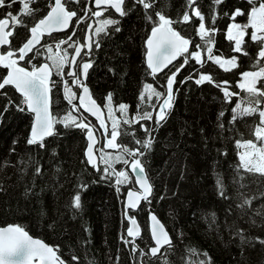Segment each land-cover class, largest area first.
<instances>
[{"label": "trees", "instance_id": "trees-1", "mask_svg": "<svg viewBox=\"0 0 264 264\" xmlns=\"http://www.w3.org/2000/svg\"><path fill=\"white\" fill-rule=\"evenodd\" d=\"M133 0H125V16L117 15L112 9H104L99 18L93 17L95 9L93 1L80 0L79 4L68 5L69 10L77 12L76 20L67 33L45 37L39 55L29 62L28 57L21 65L32 71L48 63L51 67L50 55L63 57L67 51V60L71 61L74 48L68 43L55 47L59 40H66L73 32L69 43L83 44L91 23L92 53L85 55L81 61L91 62L86 85L93 100L103 109L110 136L113 121L117 122L120 135L116 144L130 150L141 148L135 143L148 139L147 133L141 130L146 126L151 133L150 148H141L144 155L139 156L146 169L152 186V196L137 212H131L142 228V235L133 253L127 249L121 236L127 237L129 223L125 220L124 200L127 192L135 188V181L130 175L129 166L122 161L113 163L117 171H126L128 180L122 184L115 183L117 177L103 178L105 168L100 161L96 168L87 163L88 147L87 131L75 127L72 121L55 123V133L42 142L28 144L33 123L32 114L25 110H17L16 105L22 103V96L12 87L0 89V228L8 225L23 227L34 237L43 240L53 248L58 247V256L65 264H264V176L259 173H248L238 167L239 147L237 142L244 143L255 140L254 127L259 122L258 113L236 116V106L246 104L247 93L239 88L241 74L247 71H258L264 66V59L257 60L258 45L250 42L253 33L249 28L244 37L242 49L248 56L233 51L235 41L227 39V30L233 21L244 24L249 19L251 5L247 0H223L216 5L213 0H196V5L204 15L205 26L215 27L212 45L213 56L221 59L237 58V66L225 71L220 65L207 59L202 67L194 60L182 68L176 76L173 105L164 121L156 123L163 96L157 98L155 91L166 93L167 76L174 70L171 67L159 76L150 75L146 65V40L153 22L146 18L142 5L131 8ZM258 5L259 0H256ZM54 6V0H34L30 9L35 10L36 19L32 20L22 12L20 2L13 3L10 8H0V18L6 12H20V19L33 26L40 18H44ZM86 8L91 11L85 16ZM236 9L245 15L229 17ZM155 11L173 20H178L188 12L190 21L174 24L175 29L185 38L191 40L189 52L200 41L197 26L200 23L187 6V0H156L153 8V21L158 17ZM227 13L228 15H225ZM215 15V25L211 18ZM84 16L83 22L77 23ZM106 18L119 20L116 25H106L97 33ZM10 19V18H9ZM119 27L120 31L113 29ZM30 37L27 28L16 25L11 44L6 50H14ZM99 42V48L96 47ZM47 45L53 46V52L47 51ZM187 55V54H185ZM18 57V55L16 56ZM184 60L175 65H180ZM55 86L52 89V116L57 121L72 112L77 117L76 123L84 119L94 128L96 122L80 111H72L65 99L71 92L76 93L73 103L79 107V95L82 88L72 84L67 75L69 63L63 68L64 79L69 82L71 90L66 92L61 78L57 76L55 67H51ZM201 74L211 75L215 83L195 80ZM6 71L0 68V77ZM192 79H188L189 76ZM183 81V82H182ZM223 81L226 85L217 87ZM152 85V88L146 87ZM264 79L259 80L260 88ZM239 93L230 100L224 96L223 89ZM112 94V120L108 119L107 95ZM144 100L139 99L140 95ZM127 106V116L119 109V105ZM263 110L264 102L259 105ZM145 111L151 113L152 119L135 121L137 114ZM132 121L125 124L124 119ZM91 122V123H89ZM65 123L68 126H65ZM96 128V127H95ZM130 132L132 135H124ZM103 135L102 150L105 156L122 154L117 148L108 151ZM41 143L43 146L41 147ZM129 161L132 157L123 154ZM121 180L124 178L121 177ZM217 179L223 181L224 195H220ZM85 186V187H82ZM119 187V191H117ZM80 195L81 207H75V196ZM252 199L250 206L238 207L245 198ZM259 211L260 215H257ZM155 214L170 233L173 243L161 255L152 258L148 254L154 246L149 233V216ZM255 221V224L252 221ZM243 230V240L240 230ZM78 257V261L71 258Z\"/></svg>", "mask_w": 264, "mask_h": 264}, {"label": "snow or ice", "instance_id": "snow-or-ice-1", "mask_svg": "<svg viewBox=\"0 0 264 264\" xmlns=\"http://www.w3.org/2000/svg\"><path fill=\"white\" fill-rule=\"evenodd\" d=\"M20 2L23 5L22 12L25 16L30 17L32 20L36 19L35 10L30 9V4L34 0H0V8H10L13 3ZM223 0H213V3L219 5ZM251 5L248 16L250 17L246 23H232L227 30V39L229 41H235L233 51L236 53H242L244 56H248V52L242 49V45L245 43L244 37L249 28L253 29V33L250 36V42H255L258 45L257 60L264 59V0H259L257 5L256 0H247ZM80 0H54V6L47 13L44 18H40L37 23L29 27V24L24 20L20 19V12L13 14L12 12H6L2 18H0V45L10 44L9 37H12L16 31V25H21L28 29L31 33V37L26 39L22 43V46L14 50H6L5 54L0 55V65L4 69L9 70L6 77H0V89H4L5 86H13L22 96V103L16 105L17 110L23 112L25 110L30 111L35 114V121L31 129V136L28 139V144H36L42 142L45 136H51L53 134V125L57 122L64 123L71 120L75 127H79L87 131V136L91 142L86 150L87 163L91 164L93 168L97 171L100 169L97 167L95 162V157L93 153V144L95 143V138L93 135V128L90 124L85 123L84 119H80L79 123H76L77 117L72 115V112L67 113L63 120L57 121L51 112V93L55 86V81H51V68L48 63H44L42 66L35 67L32 71H28L25 67L18 66V60L13 58L18 55L19 60H24L25 56L32 51L33 47L39 43L41 35L48 33L51 35L53 32H59L67 29L70 26V22L74 17L77 16L75 10H69L68 5L79 4ZM97 7L101 5H108L119 13L120 16H125L128 13L124 10L125 0H94ZM156 0H133L131 8L132 10L136 5H142L145 11L146 18L153 22V27L151 29L150 37L146 40L147 48V68L150 70V75L155 76L156 73L168 68L169 65L173 64V61L179 57L184 56V60L180 65H174V70L171 71V75L167 76V82L164 87H166V93H161L155 91V96L159 99L162 96L163 103L160 104L159 111L156 113L157 120L156 123L159 124L166 118V110L172 107L171 101L173 100V83L176 80V76L182 70V68L189 62V60H194L199 63L202 67L205 61L202 58V53L206 52L208 54L207 59L213 61L215 64L220 65L225 71L230 70L237 66V58L233 56L230 59L223 60L219 56H213L214 44V34L218 31L215 27H206L204 20L205 17L199 10V6L193 7L196 4V0H187V6L191 10L192 14L198 18L200 23L197 26V34L200 37V41L195 44L193 51L189 52V45L191 40L185 38L180 34L179 31L173 28V24L186 23L190 21V16L188 12H185L181 18L178 20H173L162 14L161 11H155L154 15L158 17L157 20L153 21V13L148 12L149 9L153 8ZM85 16L91 11L90 8H86ZM93 15L99 17L102 15L101 11H96L92 13ZM225 15H228L225 13ZM245 15V12L241 9H236L232 15L229 17L230 20H234L236 16ZM10 18V19H9ZM84 16L80 17L77 23L83 22ZM216 17L215 15L211 18V24L215 25ZM119 20H114L106 18L103 21L101 28L97 29V33L104 30L106 25H116ZM115 32H119L120 28L115 27L113 29ZM75 35L73 32L68 36L66 40H59L55 47L60 48L61 45L68 43L69 47L74 48V54L71 61L67 60V51L65 50V55L63 57L59 54L55 56H49L48 58L52 61L51 67H55L56 75L61 78V83L66 92L71 90L68 87L69 82L64 79L65 73L63 68L65 63L68 62L70 66V71L67 73L68 76L72 78V84L82 88L83 95L79 97V107H83L85 111L90 112L93 116H96L99 120L100 128L104 129L101 135H104L106 139L105 147L110 149H121L122 154L116 156H105L102 149H99L100 159L106 165L103 169L102 176L107 179L109 176L114 175L117 177L115 183L117 185L122 184L124 181L128 180V173L126 171H117L113 168V163L122 161L125 165L130 166L132 173L135 175L136 182L139 184V188L142 190L140 192L129 191L127 193V203L126 209H136L139 205L141 199L149 201V197L152 194V187L148 183L147 178L144 175L145 169L139 156H143L144 153L141 148H150L152 144L150 130L144 125H141V130L148 134L149 138L143 141L136 139L135 143L141 145V148L129 149L126 146L118 145L115 143L117 137L121 134L117 129V122L113 121L111 126L110 136L108 135L109 129L106 126L105 120L101 118V108L96 104L94 100L91 99L89 88L83 84L82 77H87L88 70L92 66L91 62L81 61V64L76 66V57L80 56L81 50L87 48L88 52L85 55H91L92 53V42L91 38H88V42L85 44L77 45L75 42L69 43L71 36ZM96 47L99 48V42H96ZM48 53L53 52V46L47 45ZM39 50L34 53L33 56H29L28 60L31 62L36 55H39ZM187 54V55H185ZM243 82L240 83L239 88L242 92L247 93L246 103L247 106L240 108L238 104L236 106L237 115L233 116V120L245 115H252L258 113L259 122L254 127V137L258 142H264V110L259 108V105L264 102V85L260 88L257 87L258 80L264 79V66H259L258 71H247L241 74ZM188 79H192L190 75ZM205 81L210 83H215L211 75L201 74L198 79L195 80L196 84H201ZM183 82V81H182ZM227 81H223L217 84V87L221 85H226ZM148 88H152V85H146ZM224 96L226 99L230 100L232 96H238L239 93L229 92L227 88L223 89ZM84 97H88V104H85ZM76 98V93L71 92L70 95H66L65 99L68 104L71 105L72 111L79 112V107L73 103ZM139 99L144 100V96L141 94ZM107 107H108V119L112 120V94L109 93L106 97ZM119 109L122 113L127 116V106L124 104L119 105ZM144 119H152L151 113L145 111L142 115L137 114L135 116L134 122H139ZM127 118L124 119L125 124H130ZM67 127L68 124L65 123ZM124 135H132L130 132H124ZM43 144L41 143V147ZM238 147H244L250 151H246L240 155L241 164L238 166L248 173H259L264 176V143H261L260 147H257V143L253 140H248L244 143L237 142ZM126 154L132 159L129 161L124 158ZM124 179L121 180L120 178ZM216 183L220 186V195H224L223 181L217 179ZM82 187H85L82 185ZM2 190V189H0ZM117 187V191H119ZM254 199V197L252 198ZM252 199L245 198L238 207L243 208L245 205L250 206ZM75 207H81L80 195L75 196L74 201ZM260 215L259 211L256 213ZM132 227L127 229V237H132V240L126 239L121 236L123 242L127 244H133V253L136 248L139 247L135 245V237L140 235V228L137 221L133 217H128ZM150 234L154 241L155 246H151L148 250V254L152 256H157L160 254L161 248L167 245L172 246L171 238L166 232L164 225L158 220V218L150 213ZM255 224V221H252ZM243 230H240L241 239ZM261 244H264V240H260ZM58 247L53 248L39 239H34L29 235L23 227L18 225L8 226L0 228V264H65V261L57 255ZM74 261H78V257L73 256L71 258ZM166 264V262H165ZM201 264H205L201 261ZM210 264V262H209Z\"/></svg>", "mask_w": 264, "mask_h": 264}, {"label": "water", "instance_id": "water-1", "mask_svg": "<svg viewBox=\"0 0 264 264\" xmlns=\"http://www.w3.org/2000/svg\"><path fill=\"white\" fill-rule=\"evenodd\" d=\"M93 7H94V9L95 10H104V9H112L114 12H115V10L113 9V8H111L110 6H108V5H101V6H99V7H97L96 5H95V3H94V1H93ZM124 7V6H123ZM116 13V12H115ZM117 15H119V13H116ZM76 20V17H74L73 19H72V21L70 22V26L67 28V29H65V30H63V31H59V32H53V33H51V35H49L48 33H44V34H42L41 35V38H40V41H39V43H37L34 47H33V49H32V51L31 52H29L28 54H27V56H25V59L28 57V56H30L37 48H39L40 46H41V44H42V42H43V40H44V38L45 37H50V36H52V35H55V34H63V33H67V32H69V30L71 29V27H72V24H73V22ZM93 27H94V23H91L90 24V26H89V28H88V30H87V33H86V36H85V40H84V43L83 44H85V43H87L88 42V38L90 37L91 38V42H92V35H91V32H92V29H93ZM173 28L175 29V26H174V24H173ZM176 30V29H175ZM151 33V32H150ZM30 37H31V33H30ZM29 37V38H30ZM149 37H150V35H149ZM148 37V38H149ZM9 40H10V44H11V39H10V37H9ZM10 44H6V45H0V55H2V54H5L4 52H3V49H5V48H8L9 46H10ZM79 45V44H78ZM147 49V48H146ZM189 49H190V45H189ZM85 52H88V49L87 48H83L82 50H81V53H80V56L79 57H76V66L78 65V63H79V61H80V59H81V56L85 53ZM74 54V53H73ZM72 57H73V55H72ZM13 58H16L17 60H18V66H21V67H23L22 65H21V63L25 60H19L18 59V57H16V56H14ZM180 58H181V56H179V57H177L174 61H173V64L172 65H169L168 66V68H165V69H163L162 71H160V72H158V73H156L155 74V76H159V75H161V74H163V73H165L167 70H169L171 67H173L175 64H177L179 61H180ZM72 59V58H71ZM147 59V53H146V57H145V60ZM147 65V64H146ZM42 66V65H41ZM0 68H2V69H4L3 68V66L2 65H0ZM51 68V67H50ZM26 70H28V71H31V70H29V69H27V68H25ZM90 69V68H89ZM5 71H6V75H7V72L9 71V70H7V69H4ZM89 71V70H88ZM150 71V70H149ZM51 77H50V79H51V81H52V79H53V71H52V69H51ZM6 75H5V77H6ZM88 75V74H87ZM82 79V81L83 82H86V80H87V77L85 78V77H82L81 78ZM174 85H175V82L173 83V97H174ZM7 87H12L13 89H15L13 86H5V88H7ZM16 90V89H15ZM16 92L20 95V93L16 90ZM89 93H90V96H91V92H90V90H89ZM83 95V93H82V90H81V93H80V95H79V97H81ZM84 99H85V104H88L89 103V101H88V97H84ZM91 99L93 100V98H92V96H91ZM173 101V100H172ZM172 101H171V104H172ZM163 103V102H162ZM97 104V103H96ZM98 105V104H97ZM99 106V105H98ZM101 108V107H100ZM79 110L82 112V113H84L86 116H88L89 118H91V119H93L96 123H97V126H98V128L102 131V133L104 132V129L103 128H100V125H99V120H97V118H96V116H93L90 112H87V111H85L84 110V108L83 107H79ZM168 110V109H167ZM167 110H166V112H167ZM30 112V111H29ZM50 112H51V114H52V93H51V105H50ZM31 114H32V116H33V123H32V127H33V124H34V121H35V114L34 113H32V112H30ZM100 115H101V118L102 119H104L105 120V123H106V126H107V122H106V116H105V113H104V111H103V109L101 108V113H100ZM32 127H31V129H32ZM55 133V130H54V126H53V134ZM52 134V135H53ZM30 135H31V131H30ZM51 135V136H52ZM93 135H94V138H95V143L93 144V153H94V157H95V162H96V164L98 165L99 164V162H100V160H99V158H98V155H97V148H98V146H99V139H98V136H97V134H96V132L93 130ZM51 136H45L44 138H43V140L42 141H44L45 139H47V138H49V137H51ZM87 140H88V146H89V144L91 143L90 141H89V139H88V136H87ZM115 143H116V141H115ZM88 148V147H87ZM106 149L107 150H114V149H110V148H107L106 147ZM145 169V168H144ZM129 173L132 175V177L134 178V181H135V188L134 189H130L129 191H132V192H140V191H142L140 188H139V184L136 182V178H135V175L132 173V171H131V169H130V166H129ZM144 175H145V177L147 178V181H148V183L151 185V182H150V180H149V177H148V174H147V172H146V169H145V172H144ZM152 187V186H151ZM128 191V192H129ZM152 191H153V189H152ZM127 192V193H128ZM151 196H152V194H151ZM150 196V197H151ZM126 203H127V194H126V196H125V200H124V209H125V218H126V220H127V222L129 223V227H132V225L130 224V221H129V219H128V217H132L131 216V212H137V211H139V209L143 206V204L145 203V200H143V199H141V201L139 202V205H138V207L136 208V209H126ZM155 215V214H154ZM156 216V215H155ZM157 217V216H156ZM133 218H135V217H133ZM158 218V217H157ZM136 219V221H137V224H138V226H139V228H140V235L142 234V229H141V226H140V224H139V221H138V219L137 218H135ZM158 220L163 224V222L158 218ZM148 221H149V225H148V228H149V233H150V225H151V220H150V216H149V219H148ZM164 225V224H163ZM8 226H13V225H8ZM8 226H5V227H8ZM1 228H4V227H1ZM164 228H165V230H166V232L168 233V235H169V237L171 238V241H172V243H173V240H172V237H171V235H170V233L167 231V229H166V227H165V225H164ZM30 235V234H29ZM139 235V236H140ZM31 236V235H30ZM150 237H151V234H150ZM34 238V237H33ZM130 239H133L132 237H129ZM34 239H38V238H34ZM39 240H41V239H39ZM151 240H152V238H151ZM42 242H44L43 240H41ZM152 242H153V244H154V241L152 240ZM45 243V242H44ZM45 244H47V243H45ZM48 245V244H47ZM154 246H155V244H154ZM166 248H169L167 245H165L164 247H162L161 248V252H160V254H157V256H152V255H150L152 258H155V257H158L159 255H161V253L163 252V250L164 249H166ZM58 255V254H57Z\"/></svg>", "mask_w": 264, "mask_h": 264}, {"label": "rangeland", "instance_id": "rangeland-1", "mask_svg": "<svg viewBox=\"0 0 264 264\" xmlns=\"http://www.w3.org/2000/svg\"><path fill=\"white\" fill-rule=\"evenodd\" d=\"M99 11H101V10H99ZM102 12V15H103V11H101ZM101 15V16H102ZM101 16H99V17H101ZM98 17V18H99ZM250 18V17H249ZM232 23H239V22H236V21H233ZM231 23V24H232ZM241 24V23H240ZM231 26V25H230ZM252 31H254L253 29H252ZM59 53V52H58ZM206 82H208V81H206ZM243 82V78H242V76H241V79L239 80V82H238V84L240 85V83H242ZM258 83H259V80H258V82H257V85H258ZM245 106H247L246 104H244V103H242V105H240V108L242 109L243 107H245ZM263 110H264V108H263ZM235 114L237 115V112H236V110H235ZM245 116H248V115H245ZM258 147V146H257ZM239 151H240V153H239V159H240V155L242 154V153H244V152H246V151H250L249 149H247V148H244V147H239ZM241 162V161H240Z\"/></svg>", "mask_w": 264, "mask_h": 264}, {"label": "built area", "instance_id": "built-area-1", "mask_svg": "<svg viewBox=\"0 0 264 264\" xmlns=\"http://www.w3.org/2000/svg\"><path fill=\"white\" fill-rule=\"evenodd\" d=\"M89 3L92 1V0H87ZM94 18H97V16L93 15ZM58 49V52H59V48ZM36 66H33L32 70L35 68Z\"/></svg>", "mask_w": 264, "mask_h": 264}, {"label": "bare ground", "instance_id": "bare-ground-1", "mask_svg": "<svg viewBox=\"0 0 264 264\" xmlns=\"http://www.w3.org/2000/svg\"><path fill=\"white\" fill-rule=\"evenodd\" d=\"M93 130L96 131V128L94 127Z\"/></svg>", "mask_w": 264, "mask_h": 264}]
</instances>
